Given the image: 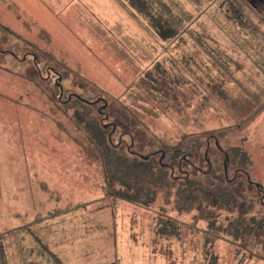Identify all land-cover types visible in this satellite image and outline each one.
Wrapping results in <instances>:
<instances>
[{"label":"rangeland","instance_id":"374dc122","mask_svg":"<svg viewBox=\"0 0 264 264\" xmlns=\"http://www.w3.org/2000/svg\"><path fill=\"white\" fill-rule=\"evenodd\" d=\"M165 1L190 15L185 32L167 41L126 0H0V264H205L208 212L221 228L237 211L256 214L251 221L264 215V20L231 0ZM156 66L180 79L178 101L166 104L188 116L187 125L168 115L153 122L161 141L232 127L218 138L248 178L230 168L224 179L213 145L208 158L220 187L237 194L234 210L211 200L178 211L173 189L149 208L126 201L87 152L73 101L63 97L130 101ZM198 155L206 169L204 148ZM163 214L180 225L178 237L157 233ZM210 243L219 264H264V233L243 246L225 233Z\"/></svg>","mask_w":264,"mask_h":264},{"label":"trees","instance_id":"16d2710c","mask_svg":"<svg viewBox=\"0 0 264 264\" xmlns=\"http://www.w3.org/2000/svg\"><path fill=\"white\" fill-rule=\"evenodd\" d=\"M126 1L144 17L160 39L172 40L185 32L182 19L190 15L183 11L178 3L170 4L165 0ZM231 1L241 10V0ZM208 54L215 62L218 61L215 60L213 53ZM218 65L221 68L223 64ZM227 67L226 65V69ZM159 69V66H156L155 74L149 71L142 77L139 81L142 91L132 95L130 101L128 95L123 96L122 100L113 97L107 99L102 95L94 101L84 99L74 92L63 97L65 100L73 101V126L84 135L87 152L100 163L108 188L120 198L149 208L155 204L161 191L169 189L170 192L173 189L174 197L178 200L176 205L178 211L185 213L197 210L201 204H209L211 200L214 205H218L219 210L221 206L234 210L237 206L235 204L237 194L220 187L222 179L216 176L208 158L209 149L213 145L223 153L224 179L227 178L230 168L248 175L244 167L236 161V154L225 149L218 138V132L232 127L205 132L190 130L177 139L180 140L179 144L161 141L157 134H153L150 130L153 122L163 115H168L187 125L188 116L176 104L174 106L166 104L167 101L171 103L178 101L177 84L180 79L171 77L165 68L164 72ZM48 72L49 74L52 72L51 68ZM54 87L60 89L61 96L62 87L56 78H54ZM231 104L233 102L228 105ZM92 105L98 106L95 114L92 113ZM235 108L237 114L243 109L240 103ZM230 110L233 111V108L231 107ZM199 113L200 111L190 112L191 126L196 128L201 127L200 120L197 121ZM200 148H204L203 160L206 169L199 167ZM181 163H185L188 169H182ZM189 171L194 173L189 174ZM248 181L251 183L249 179ZM256 186L259 187V184ZM244 214L237 211V217L221 228L217 223L219 216L214 217L208 212L205 230V264H219L218 256L212 251L210 242L220 233L231 234L234 241L241 242V246L247 244L248 240L250 243H257L264 233V215H260L258 221H251L246 217L250 214V218L254 219L257 215L249 213L244 216ZM160 216L156 224L157 233L168 238L178 237L180 235L178 222L169 215ZM56 261L57 264H66L59 259ZM108 264L117 263L112 261Z\"/></svg>","mask_w":264,"mask_h":264},{"label":"flooded vegetation","instance_id":"af4514ba","mask_svg":"<svg viewBox=\"0 0 264 264\" xmlns=\"http://www.w3.org/2000/svg\"><path fill=\"white\" fill-rule=\"evenodd\" d=\"M245 7L264 20V0H241Z\"/></svg>","mask_w":264,"mask_h":264}]
</instances>
